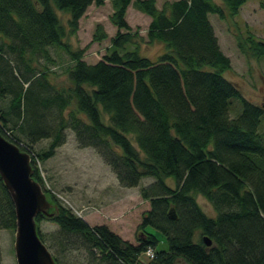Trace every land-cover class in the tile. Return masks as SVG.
<instances>
[{
  "label": "trees",
  "instance_id": "16d2710c",
  "mask_svg": "<svg viewBox=\"0 0 264 264\" xmlns=\"http://www.w3.org/2000/svg\"><path fill=\"white\" fill-rule=\"evenodd\" d=\"M111 1L117 31L104 56L89 63L67 37L91 4L105 0H0V132L30 152L33 176L55 205L52 217H36L40 237L45 241L40 222H54L63 259L68 245L82 251L76 264H177L179 258L185 264H264V105L247 99L224 75L231 58L209 17L234 16L247 0H224L227 8L216 0H165L161 7L157 0ZM131 3L151 17L147 40L166 45L157 59L140 52L145 38L126 18ZM57 9L69 13L66 24ZM235 36L247 59L264 57V39L249 29ZM106 37L99 23L93 40ZM52 47L68 55L67 82L52 76ZM233 99L242 103L235 117ZM68 128L122 185L155 178L141 189L150 208L136 243L105 223L91 225L44 186L37 162L56 153ZM44 138L49 145L35 149ZM198 194L215 215L201 207ZM150 227L165 235L167 249H157ZM0 229L16 231L14 202L1 175ZM149 249L154 256L144 262L140 255Z\"/></svg>",
  "mask_w": 264,
  "mask_h": 264
},
{
  "label": "rangeland",
  "instance_id": "374dc122",
  "mask_svg": "<svg viewBox=\"0 0 264 264\" xmlns=\"http://www.w3.org/2000/svg\"><path fill=\"white\" fill-rule=\"evenodd\" d=\"M165 0H157L159 7ZM227 8L224 0H216ZM62 21L66 24L69 13L57 9ZM114 12L111 0H105L102 5L91 4L79 21V28L75 34H69L67 39L73 47L83 48L84 59L95 63L104 56L111 44V37L116 33L117 26L112 22ZM221 49L231 58L232 66L224 71V75L233 81L249 100L264 105V57L261 59H247L238 48L235 34L248 29L259 38L264 39V0H247L238 14L221 18L215 13L209 15ZM126 18L133 30H137L145 39H140L142 55L157 59L166 49L160 41L149 42L147 30L151 17L134 7L131 3L126 12ZM99 23L104 26L107 37L102 40H93V35ZM53 56L57 59L52 64V73L57 80L67 82L65 66L69 64L67 53L62 49L52 47ZM62 83V82H61ZM242 110L239 99H233L230 106L231 117L237 116ZM108 122V115L103 114ZM264 134V120L260 126ZM133 137L132 134L129 135ZM50 138L41 139L34 146L35 149L46 148ZM44 177V186L55 192L62 203L71 207L75 213L85 218L91 225L107 224L112 230L131 242H137L138 224L142 214L150 208V200L141 194L143 185L155 180L152 176H145L140 183L134 186H124L120 183L116 173L93 147H80L71 128L67 129V140L57 147L56 153L46 160L37 162ZM167 182L174 186L175 179L168 177ZM46 192V191H45ZM197 200L201 207L209 214L215 215L213 205L203 195L198 194ZM44 234V242L52 253L70 264H76L81 250H73L70 245L64 254H60V246L56 241L58 225L48 219L40 222ZM159 238L157 249H167L168 242L165 235L150 227ZM15 233L13 229H0V264H17L15 254ZM155 250V249H154ZM148 251L141 253L140 259L147 261ZM177 264H185L181 258Z\"/></svg>",
  "mask_w": 264,
  "mask_h": 264
},
{
  "label": "water",
  "instance_id": "95a60500",
  "mask_svg": "<svg viewBox=\"0 0 264 264\" xmlns=\"http://www.w3.org/2000/svg\"><path fill=\"white\" fill-rule=\"evenodd\" d=\"M33 172L30 152L0 132V175L9 190L16 212L14 248L17 264H58L40 237L36 220L38 214L52 217L55 205ZM173 216L176 217L175 212ZM204 238L206 244H212L209 236Z\"/></svg>",
  "mask_w": 264,
  "mask_h": 264
},
{
  "label": "bare ground",
  "instance_id": "6f19581e",
  "mask_svg": "<svg viewBox=\"0 0 264 264\" xmlns=\"http://www.w3.org/2000/svg\"><path fill=\"white\" fill-rule=\"evenodd\" d=\"M26 151V150H25ZM44 189V188H43Z\"/></svg>",
  "mask_w": 264,
  "mask_h": 264
},
{
  "label": "built area",
  "instance_id": "2783aa9c",
  "mask_svg": "<svg viewBox=\"0 0 264 264\" xmlns=\"http://www.w3.org/2000/svg\"><path fill=\"white\" fill-rule=\"evenodd\" d=\"M153 254V253H152Z\"/></svg>",
  "mask_w": 264,
  "mask_h": 264
}]
</instances>
